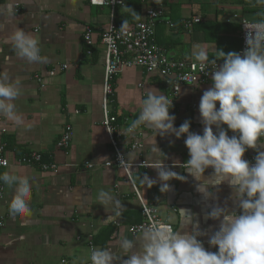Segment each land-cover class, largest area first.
I'll return each mask as SVG.
<instances>
[{"label": "crops", "instance_id": "obj_1", "mask_svg": "<svg viewBox=\"0 0 264 264\" xmlns=\"http://www.w3.org/2000/svg\"><path fill=\"white\" fill-rule=\"evenodd\" d=\"M6 5L12 6L11 14ZM254 5L255 0H176L167 6L156 26L155 44L177 59L191 55L197 45L207 50L210 60L215 58L217 49L225 54L238 52V18L248 22L264 19L261 15L264 6ZM120 9L121 12L127 10L126 7ZM108 16V9L91 7L88 0H0V71L7 70L13 79L21 82V95L14 101L21 122L17 124L0 115L3 155L13 164L17 158L36 153L42 156L44 163L56 166L54 171L48 172L12 165L0 169V174L8 172L27 177L32 185L28 199L31 213L11 216L8 204L13 189L3 184L0 264H61L64 260L68 264H91L90 243L92 249L111 248L120 256L119 241L122 237L132 239L134 236L128 232V227L142 220L140 202L124 170L105 167L113 160V152L102 126L105 52L98 35L106 28ZM194 18L199 22L191 28L183 27V22ZM164 22H170L174 28L170 30ZM16 27L38 38L45 63L29 64L17 58L8 40ZM86 27L92 28L94 33L91 57L86 55L82 43ZM216 62L223 63V60ZM211 85L180 89L174 128L178 129L187 120L190 132L203 135L198 106L202 93ZM149 90L168 95L157 73L147 74L137 68L121 71L113 84L109 107L111 113L117 115L120 127L124 118L132 121L138 117L141 102ZM65 125L71 127L72 139L67 153L62 154L56 149V143ZM221 127L229 137H238L239 134L228 130L226 125ZM212 130L217 133L215 126ZM185 139L186 134L178 139L174 134L155 135L152 129L143 126L139 137L141 150H130L127 139H121L120 145L125 162L133 165L128 173L142 203L156 210L158 217L174 231H199L201 234L196 238L205 250L216 252L217 248L208 241L219 230L223 217L209 219L208 213L219 207L227 213L240 214L239 201L227 182L215 184L212 168H207L197 181L180 166L189 159ZM154 143L163 153L162 157L152 151ZM258 151H264V137L259 139L257 149H247L242 159L255 157ZM158 159L185 179L162 182L156 169L136 167ZM88 165L92 169H87ZM145 175L155 181L151 187L141 184L140 178ZM205 181H213L206 187L211 193L208 197L197 191V186ZM164 183L168 190L162 192ZM100 190L109 192L125 206L121 216H115L112 204L98 203ZM185 215L192 217L191 224ZM116 221L118 226L114 225ZM138 249L137 244L133 251Z\"/></svg>", "mask_w": 264, "mask_h": 264}, {"label": "clouds", "instance_id": "obj_2", "mask_svg": "<svg viewBox=\"0 0 264 264\" xmlns=\"http://www.w3.org/2000/svg\"><path fill=\"white\" fill-rule=\"evenodd\" d=\"M255 5L264 6V0H255ZM5 8L9 14L13 12L10 5ZM128 11L134 20L142 18L132 9L128 8ZM261 15L264 16V13ZM244 23L248 31L242 55L237 52L225 54L217 49L215 58L210 60L207 50L197 45L191 55L185 56L187 60L196 61L202 72L209 64L213 66L212 85L202 93L198 106L203 135L190 132L187 120L178 129L174 128L175 116L169 114L172 100L157 94V90L147 92L138 117L129 122L122 134L132 135L142 125L152 129L155 135L174 134L178 139L186 134L184 144L189 159L180 166L197 181L201 180L207 168H212L215 184L227 182L233 189L239 201L240 214L227 213L219 207L208 213L209 219L223 217L219 230L208 241L217 251L205 250L196 238L201 234L199 231L181 233L169 225L152 223L142 227L132 239L121 238L120 256L111 248L91 249V264H264V151L257 152L254 164L250 165L242 159L246 150L257 149L259 139L264 137V19ZM126 24L124 20L121 28ZM8 40L17 58L29 64L46 62V58L40 55L39 40L33 35L16 27ZM216 60H223V63L217 67ZM196 66L193 64L194 68ZM20 95V80L13 79L7 70L0 71V115L17 124L21 122V117L16 112L14 101ZM222 125L238 133V137H229ZM213 126L217 129L215 134ZM152 151L163 156L155 143ZM148 166L157 170L158 179L162 182L185 179L166 168L160 159ZM0 181L13 189L8 204L9 215L30 214L28 199L32 185L29 179L5 172L0 174ZM140 181L148 187L155 183L147 175ZM211 183L205 181L197 186V191L208 197L211 193L206 191V187ZM167 190L168 185L164 183L161 191ZM97 201L103 206L112 204L117 217L121 216L125 207L104 190L98 192ZM186 217L191 224L192 217ZM137 244L139 249L133 251Z\"/></svg>", "mask_w": 264, "mask_h": 264}, {"label": "built area", "instance_id": "obj_3", "mask_svg": "<svg viewBox=\"0 0 264 264\" xmlns=\"http://www.w3.org/2000/svg\"><path fill=\"white\" fill-rule=\"evenodd\" d=\"M127 0H88V4L95 8H106L109 10L108 24L106 28L100 31L98 35L99 44L104 48V65H103V89H102V126L105 129L110 147L113 152V160L105 164V167H117L123 169L130 185L132 186L134 196L140 202V212L142 220L139 224L128 227V232L135 236L140 233L142 227L152 223L159 225H169L163 222L157 215L156 210L142 203L139 196L137 186L134 184L128 169L133 165L127 164L124 160L123 151L121 149L120 140L127 139L129 149L138 151L142 149V144L139 141L140 132L143 127L140 126L132 135H122L124 129L131 122L128 118H124L122 126L118 125L117 115L112 114L110 107V98L113 96V84L124 69L137 68L147 74L157 73L163 80L165 87L168 90L167 98L172 100V107L169 108V114L174 115L176 119V102L179 91L186 86H200L212 84L211 72L213 66L209 64L203 72L200 70L196 61L187 59H177L170 56L163 48L155 44L154 36L156 26L163 18L164 13L169 4L176 0H164L155 5L145 6L143 11V19L132 26H118L115 22V9L125 7ZM237 18V17H234ZM240 25V49L237 53L243 54L246 48L245 36L247 33V25L245 19L238 18ZM199 20L194 18L190 21L183 22L184 28H191L193 24ZM251 23V22H249ZM164 24L172 30L174 25L170 22ZM82 43L86 48V55L92 56V48L94 45V33L92 28L86 27ZM193 64L197 66L194 68ZM222 63L216 62L217 67ZM66 69V66H63ZM53 75V73H50ZM43 88V85H40ZM175 121V120H174ZM72 139V129L69 125H65L57 143L56 149L62 154H66ZM5 145L0 146V169L8 168L9 166L17 167H33L42 172L54 171L56 166L54 163H44L42 156L36 153H31L22 158L14 160L13 164L4 157ZM249 164H254V156L247 158ZM136 167H148L145 163H140ZM87 169H92L91 165L86 166ZM4 186L0 181V199L3 198ZM241 212V211H240ZM115 226L119 223L114 222ZM171 226V225H169ZM172 227V226H171ZM173 228V227H172ZM174 230V229H173ZM91 249L92 245L90 243ZM61 264H68L67 261H61Z\"/></svg>", "mask_w": 264, "mask_h": 264}, {"label": "trees", "instance_id": "obj_4", "mask_svg": "<svg viewBox=\"0 0 264 264\" xmlns=\"http://www.w3.org/2000/svg\"><path fill=\"white\" fill-rule=\"evenodd\" d=\"M163 1L164 0H127L125 4V7L127 8L126 11L121 12L120 8L115 9V22L118 26H122L123 21L126 20L127 24L125 26H132L143 19L142 10L146 5H155ZM128 8L135 11L142 18L138 21L134 20L132 15L128 11Z\"/></svg>", "mask_w": 264, "mask_h": 264}]
</instances>
